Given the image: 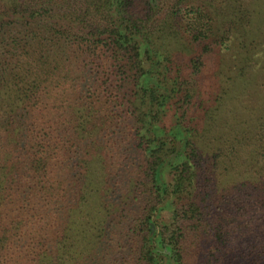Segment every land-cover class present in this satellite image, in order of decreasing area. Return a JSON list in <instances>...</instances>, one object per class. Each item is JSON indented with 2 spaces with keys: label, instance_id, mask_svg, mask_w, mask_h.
Masks as SVG:
<instances>
[{
  "label": "trees",
  "instance_id": "trees-1",
  "mask_svg": "<svg viewBox=\"0 0 264 264\" xmlns=\"http://www.w3.org/2000/svg\"><path fill=\"white\" fill-rule=\"evenodd\" d=\"M253 1L0 0V264H264Z\"/></svg>",
  "mask_w": 264,
  "mask_h": 264
},
{
  "label": "rangeland",
  "instance_id": "rangeland-1",
  "mask_svg": "<svg viewBox=\"0 0 264 264\" xmlns=\"http://www.w3.org/2000/svg\"><path fill=\"white\" fill-rule=\"evenodd\" d=\"M253 3H254V1H253ZM257 3L260 5L259 8L264 11V5L262 6L261 1L257 0ZM262 10H261V12H262ZM262 18H263V16H262ZM258 23L263 25V20H259ZM259 214H260L261 219L258 220V224L262 223V220H264V210H263V208L259 210ZM241 223H243V222H241Z\"/></svg>",
  "mask_w": 264,
  "mask_h": 264
}]
</instances>
